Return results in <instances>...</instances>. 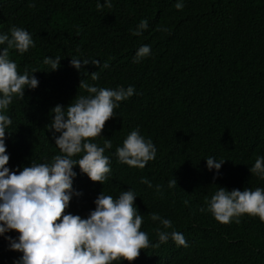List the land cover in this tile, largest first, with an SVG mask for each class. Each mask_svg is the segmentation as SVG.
I'll list each match as a JSON object with an SVG mask.
<instances>
[{
	"label": "trees",
	"instance_id": "16d2710c",
	"mask_svg": "<svg viewBox=\"0 0 264 264\" xmlns=\"http://www.w3.org/2000/svg\"><path fill=\"white\" fill-rule=\"evenodd\" d=\"M110 2V8L97 9V0H0V32L20 27L34 41L23 54L9 49V59L18 74L37 69L39 81L23 97L14 96L6 110L12 119L6 166L18 170L59 154L45 125L52 107L86 94L81 80L98 88L131 85L134 94L113 109L101 137L91 138L98 146L104 138L112 144L104 153L110 158L108 179L101 185L74 168L73 188L81 195L66 211L84 217L101 191L115 198L129 188L150 245L157 243L158 222L149 215L157 213L171 221L161 230L183 233L187 247L169 240L121 264H264V222L257 216L243 214L238 223L222 224L200 211L217 186L264 189V180L248 171L257 156L264 157V0H183L180 10L176 0ZM141 19L148 27L133 36ZM144 44L150 54L133 63ZM46 56L61 59L54 72H45ZM73 57L90 63L77 72L69 66ZM133 129L156 149L143 169L113 155ZM209 156L225 160L215 179V170L205 167ZM141 177L152 187L140 183ZM172 177L176 186L169 188ZM18 255L0 238V264H13Z\"/></svg>",
	"mask_w": 264,
	"mask_h": 264
},
{
	"label": "clouds",
	"instance_id": "9594fccd",
	"mask_svg": "<svg viewBox=\"0 0 264 264\" xmlns=\"http://www.w3.org/2000/svg\"><path fill=\"white\" fill-rule=\"evenodd\" d=\"M102 6L110 8V0H104L103 5L97 0V9ZM173 6L182 9L183 0H176ZM147 27V21L141 19L131 34L140 36ZM33 46L31 34L23 28L12 26L7 32H0V238L9 251L19 254L13 264H113L114 261L121 264L136 259L142 249L158 247L169 240L187 247L183 233L161 230L169 229L171 221L157 213L149 215L151 221L158 222L157 243L150 245L147 233L140 230L143 218L134 205L137 196L129 188L115 198L101 191L93 200L94 208L84 217L66 211L69 201L81 195L73 188L77 175L74 168L101 185L108 179L110 158L104 153L112 144L104 138L103 146H98L91 138L101 137L105 121L114 115L113 109L134 94L131 85L98 88L81 80L79 88L86 94L76 95L66 106L52 107V116L45 125L59 154L48 163L31 162L18 170L10 171L6 166L9 155L5 139L6 134L11 135L12 124L6 110L14 96L23 97L26 89H36L39 82L35 68H25L18 74L15 61L9 59V49L23 54ZM149 54L150 46L141 45L132 62L137 63ZM60 60V57H44L42 63L48 66L45 72L57 70ZM89 63L87 59H69V66L77 72ZM99 63L95 59L91 61L92 65ZM107 66L105 62L103 67ZM97 75L91 73V80L95 81ZM155 152L152 141L133 129L113 155L119 163L143 169L154 159ZM204 161L207 170H215V179L225 160L209 156ZM248 171L264 180V157L257 156ZM140 183L152 187L147 178L141 177ZM167 184L169 188L176 186V179L172 177ZM156 188L159 190L160 185ZM205 210L222 224L243 214L257 216L264 222V189L245 187L229 191L217 186L206 209H200Z\"/></svg>",
	"mask_w": 264,
	"mask_h": 264
}]
</instances>
